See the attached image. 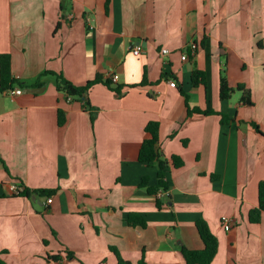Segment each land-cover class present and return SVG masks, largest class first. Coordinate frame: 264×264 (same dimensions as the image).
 Instances as JSON below:
<instances>
[{"label": "crops", "instance_id": "1", "mask_svg": "<svg viewBox=\"0 0 264 264\" xmlns=\"http://www.w3.org/2000/svg\"><path fill=\"white\" fill-rule=\"evenodd\" d=\"M2 54L27 87L0 93V264H117L111 249L131 264H185L180 247L203 249L198 219L218 241L211 264H264V212L249 221L264 182V0H0ZM45 71L75 86L115 74L121 95L94 85L91 116ZM221 73L243 87L226 101ZM246 91L252 106L239 103ZM151 121L168 165L156 195L140 184H157V164L138 161ZM11 183L54 190L52 202L13 196ZM130 213L147 227H129Z\"/></svg>", "mask_w": 264, "mask_h": 264}, {"label": "trees", "instance_id": "2", "mask_svg": "<svg viewBox=\"0 0 264 264\" xmlns=\"http://www.w3.org/2000/svg\"><path fill=\"white\" fill-rule=\"evenodd\" d=\"M51 75L54 77L56 89L60 92H63L69 100H77L81 101L83 104V109L85 111H89L90 115H93V108L90 106L88 101V93L89 90L96 84H103L108 88L112 89L118 96L121 95V88L119 86L113 87L112 83L109 79H102L100 76H96L93 80L88 81L83 86H75L66 78L63 77L60 73L43 72L42 76ZM40 78L37 79L34 85L39 86ZM192 83L194 85L201 84L203 86L206 85V79L204 73L200 71H194L191 76ZM144 80L140 85H143ZM27 85L20 82L19 79H16L11 74V61L10 56L7 54L0 55V93L7 92L13 90L14 88L23 89L26 88ZM135 87V86H131ZM234 90L243 91V87L238 85L236 88H231L226 80L225 74L221 73L219 78V99L220 101H226L230 98L231 94ZM239 103L243 106H252L253 102L251 101L250 92H242ZM187 108V117L192 114H201V115H212L213 112L205 111L202 112L197 109H189ZM221 116V120H226V116L224 114H219ZM58 124L61 126L65 123V116L62 111H58L57 114ZM254 129L258 131V128L254 126ZM146 138L141 143L138 152V161L142 164H157V184L155 186L148 185V179L143 178L141 181V187L146 188L147 192L152 195H156L158 191L166 192L168 189V184L166 182L167 176V161L161 160L160 154L157 149L158 144V134H159V124L156 121L148 122L145 129ZM262 135V134H261ZM182 161L178 157L171 158V165L174 168H179L182 166ZM54 193V190H28L27 188H23V190L18 194V196H22L25 198H31L32 196L38 198H48L51 197ZM157 206H160V202H157ZM264 212V182H261L258 186V206L249 212V221L251 223H258L261 219V215ZM126 224L132 228H146L147 222L146 220L136 214L130 213L126 218ZM195 227L199 234V237L203 243V249L201 250H189L185 247H180V253L183 257L185 264H211L213 261L218 248L217 238L211 233L207 223L203 219H198L195 222ZM116 257L117 264H131L129 261L122 258L117 250L111 249ZM67 257H73L71 252H66ZM47 259L51 260H59V255H54L51 257H47ZM138 264H145L143 256L139 260Z\"/></svg>", "mask_w": 264, "mask_h": 264}, {"label": "built area", "instance_id": "3", "mask_svg": "<svg viewBox=\"0 0 264 264\" xmlns=\"http://www.w3.org/2000/svg\"><path fill=\"white\" fill-rule=\"evenodd\" d=\"M191 47L194 48L195 46H191ZM140 49H141L140 46L137 45L135 47V49L132 50L133 55L137 56L140 52ZM167 53H168L167 50L162 51V54H167ZM186 59H187L186 54H183V56H181V60L185 61ZM107 79H109L112 83H116L118 80V76L113 74V75L109 76ZM169 85L171 87H175L174 82L169 81ZM7 92H9V94H11V95H20L22 93L21 89H19V88H15V89L7 91ZM9 190L13 196H18V194L23 190V188L16 183H11ZM45 201H46V204H51L52 197L45 198ZM220 222L223 225L224 230L228 231L230 228V219L227 216H221Z\"/></svg>", "mask_w": 264, "mask_h": 264}, {"label": "water", "instance_id": "4", "mask_svg": "<svg viewBox=\"0 0 264 264\" xmlns=\"http://www.w3.org/2000/svg\"><path fill=\"white\" fill-rule=\"evenodd\" d=\"M34 90H31V89H26L25 90V92H28V93H31V92H33ZM33 198H35V197H33Z\"/></svg>", "mask_w": 264, "mask_h": 264}]
</instances>
